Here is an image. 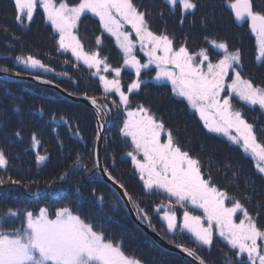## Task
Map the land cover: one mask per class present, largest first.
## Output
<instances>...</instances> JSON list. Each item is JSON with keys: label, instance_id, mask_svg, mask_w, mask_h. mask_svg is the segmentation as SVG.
<instances>
[{"label": "snow or ice", "instance_id": "snow-or-ice-1", "mask_svg": "<svg viewBox=\"0 0 264 264\" xmlns=\"http://www.w3.org/2000/svg\"><path fill=\"white\" fill-rule=\"evenodd\" d=\"M176 2L167 0L169 5ZM179 3L184 11L197 7L194 0H179ZM14 5L15 20L20 24L25 19L31 21L37 7H41L46 21L58 33V51H71L77 61L89 69H95L91 75L99 77L106 95L115 93L119 96V104L113 103L116 107L123 105L126 112V119L119 131L123 137L130 138L132 147L126 156L143 182L144 190L151 192L155 189L166 193L184 208L183 220L178 222L177 213L170 210L168 205L164 206L162 218L167 223L168 231L174 232L179 227L190 233L198 246L209 248L213 244L214 231L218 232L231 248L238 250L235 256L246 253L251 264H264V248L258 244V240H264V230L258 228L248 210L239 200H235L231 207L225 205V201L230 199L227 192L212 184L210 178H204L200 160L182 150L172 130L165 129L162 119L143 104H138L135 109L129 108V93L139 90L143 83L140 78L142 69L155 65L154 79L170 82L171 92L187 101L205 128L223 133L230 141L240 145L257 161L259 172L264 173V143L258 141L254 125L244 118L242 111L233 107V98H238L245 105L259 106L264 111V87L245 79L238 70V66H241L240 50L230 51L226 42L213 40L210 42L212 47L223 52L221 58L213 62L204 48L193 54L186 43L175 47L174 39L167 34H157L151 30L147 19L151 13L147 9L140 10L133 0H79V3L72 5L66 0H60L59 4L55 0H14ZM228 6L236 20L249 22L257 38L260 53L257 59L264 58V11L254 10L253 0H229ZM88 12L98 17L103 31L115 38L123 54L121 67H111L106 57H100L98 50L85 51L74 30L82 15ZM125 25H130L135 39L131 32L124 29ZM101 43V37L97 36L96 44ZM137 43L148 58L146 63H141L135 54ZM16 59L32 69L51 70L35 56ZM101 66L104 72L114 73V78L102 75ZM122 67L135 71L136 78L128 84L127 91L121 85ZM2 71L6 73L8 69L3 68ZM35 79L40 80L41 77L36 76ZM44 83L51 84L52 81ZM88 99L97 108L98 114L107 107L98 105L95 97ZM162 133H166V140L162 141ZM32 142L34 147L39 144L35 135ZM46 159L44 155H36L38 163ZM78 162L79 156L73 167L78 166ZM7 163L4 152L0 151V168ZM104 173L113 183L119 184L108 168H104ZM66 176L67 173H62L59 179L63 180ZM4 183L0 179V184ZM119 186L124 188L123 184ZM124 195L132 200L126 189ZM186 204L201 209L203 217L192 214L185 207ZM258 207H264V204H258ZM137 208L139 212H144L138 205ZM238 211L243 213V218L236 223L233 215ZM18 216L23 221L20 227L0 228V264H142L139 259L127 255L119 243L106 240L102 232L95 231L92 224L86 223L66 206L56 210L55 219H50L48 209L41 207L38 215L32 211L9 209L0 216V221L8 223L9 217ZM205 218L207 226L203 223ZM143 219H149L146 213ZM177 247L194 257L199 264H206L195 249L184 245ZM227 264H233V261L229 259Z\"/></svg>", "mask_w": 264, "mask_h": 264}, {"label": "trees", "instance_id": "trees-1", "mask_svg": "<svg viewBox=\"0 0 264 264\" xmlns=\"http://www.w3.org/2000/svg\"><path fill=\"white\" fill-rule=\"evenodd\" d=\"M2 1V8L3 6L6 7L8 2H10V0ZM256 1L264 5V0ZM194 2L197 4V7L191 11L192 14H187L186 24H189L188 21L191 20V25L200 27L196 24L202 22L204 25L201 27L204 29L201 27L199 29L204 31L205 26L214 30H220L221 22H224L230 24L229 28L231 27V29L229 30L232 31L231 35L234 37L238 28L233 25V20L230 19L229 15H223L228 11L225 7L226 0H194ZM161 9L159 13H156L158 10L155 11V17L160 20L165 19L167 16V12L163 8ZM165 9L168 8L165 7ZM34 15L39 16L37 13ZM172 18L174 17L169 15V19L171 20ZM26 21L25 19L24 23ZM15 22L17 21L15 20ZM38 22L40 27H33L32 25L34 22L31 20L27 22L23 30H17L22 33L15 34L13 38L0 42V56L1 53H3L5 57L0 59V68H7L8 71L11 72L32 73L44 76L58 82L63 88L72 93L87 94L95 97L102 106H107L104 109H106L108 113H112L116 117H118L117 114H122L121 107H116L113 100L109 97H103L102 92H98L91 86V82L88 80L90 78L85 76L80 81L77 80L74 82L72 77L65 79L43 68L32 69L18 62L16 58H13L15 56L24 58L29 55L35 56L37 59L41 60L42 63L47 65L48 68L52 65V62H56V66L62 65L64 62H69L68 58L64 57L61 51H58V39L53 33L52 28L42 24L40 16ZM187 28L189 31L192 27L188 26ZM16 41L20 42V44H15ZM247 54L248 56H252L251 53L247 52ZM241 59L244 65L248 64L246 52L242 51ZM252 66L256 68L257 65L252 63ZM248 73L252 75L255 74L254 71H249ZM78 78L80 79L81 75H78ZM87 80L88 82L86 85L85 83ZM255 83L257 82L255 81ZM13 84L17 87L18 92L27 97L28 105L23 106L20 103H12L14 117L18 119L21 111H23L22 117H26L23 122H20V119L14 124L13 122L10 124L7 121V116L3 115V111H1L0 108V149L4 152L8 161L5 167L0 168V179L5 181L8 177L14 178L16 181H19V183L15 185L18 189L22 190L21 184L24 189L25 187L35 189L37 195L40 196L38 198H32L31 196L35 204L40 202V204H45L51 207V209H55L58 206L68 203L67 206H71L72 210L76 213L82 214L86 212V215L93 217V220L101 221L102 230L106 234L114 236L115 240L121 242L124 250H131L139 257L143 264H187L177 253L164 250L152 242L150 237L143 233L126 214L122 202L110 188H108V190L113 198L111 197V201L103 199L106 203L101 205L95 200L90 203L88 197L84 195L85 191L76 194V189L74 187H79L85 175L91 179V188L98 189V187H108L103 184V180H101L95 169L94 149L96 129L93 124H87L88 113L78 109L76 111L79 113L80 119L78 117L74 118L69 115L66 108L60 107L59 109H55L49 105L56 102L60 105V102L67 103L60 96L54 95L50 89L35 84L20 82ZM35 108L37 109L36 112H34ZM41 108L44 111V116L39 117ZM24 109L27 110L24 112ZM30 112L34 114L31 115ZM53 114H55V116ZM63 115L68 119V123L63 120ZM93 118L94 116L92 119ZM195 130L199 132L198 128H195ZM17 132L20 133L19 136L16 135ZM33 135H35L37 141H39V144L35 147L32 142ZM111 139L112 136L109 137L108 135L104 138V166L109 169L120 184L124 185V188L130 195L137 199V201H133L132 204L138 216L144 222L149 224L169 242L195 249L197 254L204 258L206 264H227L229 259L233 261V264H238L237 256H235L237 251L228 249L223 243H220L217 240L215 231L213 233V244L210 248L207 246H198L189 235L180 231L179 227L174 232H169L167 225L162 221L158 212H139L137 205L141 208L142 203L138 201V195H144L146 197L147 193L153 194V192H146L143 189V182L138 184L136 178L130 177V174H132L134 170L128 167L129 160L122 163L112 161V155L109 154ZM3 142H6L7 148L10 150L9 154ZM223 147L227 150L230 148V146H227L225 143ZM37 154L44 155L47 159L38 163L36 161ZM77 156H79L78 166L73 167L74 163L77 162ZM225 157L228 161L226 164H223L224 167L222 165H218L217 167V174L221 178V181L216 183V185L224 188L227 186L226 181L232 180V174L236 173L237 175H241L240 169L239 171L236 170L238 168L233 161L234 157L228 158L227 155H225ZM117 169H126L128 173L125 174ZM62 173H67V176L65 179L60 180L59 176ZM246 174L247 177L244 176L246 179L252 180L254 177L250 173V170L249 172L247 171ZM225 176H227L229 180L225 178ZM1 185H5V183L0 184V186ZM132 185L139 191L136 192V190L132 188ZM251 186L252 184L250 181L247 182L245 188L249 189L247 190L248 193L252 192L250 190ZM158 192L159 191L154 193L152 198L148 200L146 198L144 202L153 205L149 200H155V197H158L160 194ZM241 195L243 196L244 194L241 193ZM2 197H4V193L0 191V198ZM8 203L10 204L1 205L0 210L9 205H17L13 197L10 198ZM168 206L172 211H175L178 216H181L180 208L176 205L175 199H173V204L168 202ZM145 213L149 218L148 220L143 219ZM136 247L141 250L136 249Z\"/></svg>", "mask_w": 264, "mask_h": 264}, {"label": "rangeland", "instance_id": "rangeland-1", "mask_svg": "<svg viewBox=\"0 0 264 264\" xmlns=\"http://www.w3.org/2000/svg\"><path fill=\"white\" fill-rule=\"evenodd\" d=\"M254 1H255V3H259L256 0H254ZM55 2L57 4H59L60 0H55ZM66 2L69 3L70 5H72V4L79 3V0H66ZM226 2L229 4V0H227ZM2 5H3V1L0 0V42L5 41V40H7L9 38H13L15 34L22 33V32L17 31V30H23V27L27 25V22H29V21H26L25 23L23 22V24H21V25H20V23L15 22L16 11H15L14 0H10V2H8V5L6 7L3 6V8H2ZM159 7H161V6H159ZM172 11H175V12L174 13H170L169 15L174 17V18L171 19V21H173V23L172 24H167V26H170V25L174 24V27L173 28L172 27L164 28L165 25H161V26H158V27L156 26V28L158 30L155 29V32L157 34H160L161 32H163V33L166 32L165 34H167L170 38L174 35L172 39H174V37L176 35L177 38H178V41H179L178 46H180V44H182V43H186V46L188 47L189 51L191 53H193V54L198 53L201 48H204V49H206L208 51L209 58L213 62H215V61H217L218 59L221 58V56L223 55V52H221V53H219L217 55L216 54L215 55H211L210 52L212 53L213 51L207 49V46H209L210 43L203 42L202 39H206V38L212 39V38H214L213 37L214 34H207L206 35L205 32H203L201 29H199L201 26L204 25L202 22H198L196 24L197 26H200V27H196L195 26V27H192L188 31L187 27L190 26V24H191L190 21L191 20L188 21L189 24H186L187 17L184 16V13L192 14L191 10L184 11L182 9L180 3H179V0H178L177 7L172 9ZM159 12H161L160 9H158V11L156 13H159ZM35 13H37L41 17L42 24H44L46 26H50L52 28L51 23L46 21L45 14H44L43 9L41 7H37V9L34 12V14ZM90 14L93 15L92 13H90ZM39 16H35V15L33 16V19H32L33 22H34L33 25H32L33 27H37V26L40 27L39 22H38ZM194 18H195V16H194ZM181 20H183V23H181ZM175 22H177V23H175ZM238 23L241 25V26H238L237 24H235V26H237V28H238V31L236 32V33H238V35L232 37V39H236V40H234V41L231 40L232 46L229 45V50L230 51H234L236 49H239L240 52H241V58H242V51L246 52V59L248 60V64L244 65L242 63V59H241V66H238V70L241 71V74H242V76L245 79H249L250 78V80L255 85H258L260 87H264V84H263L264 83V58H262L260 60L257 59V57L260 55V53H259V50H258L256 35L251 31L250 26H249V22L247 20H241V21H238ZM77 25H78V23H77ZM161 27H163V28H161ZM201 28H203V27H201ZM124 29L126 31L131 32L132 38H135V33L132 32L130 25H125ZM169 30H171L174 34L172 32H170ZM52 31H54L53 28H52ZM74 31H75L76 35L79 34L76 29ZM169 32H170V35H169ZM211 33H212V31H211ZM77 37H78V35H77ZM221 41L217 40V42H221ZM35 42H36V40H35ZM8 43H10V42H8ZM81 43L84 46V42L81 41ZM15 44L19 45L20 42L16 41ZM115 44H116V42H115ZM85 51H87V50H85ZM247 52L251 53L252 56L251 55L248 56ZM61 53L63 54L64 57L68 58L70 63L69 62L68 63L64 62V64L56 66V62H52V65L49 66V69H51V70H49L50 72H54L59 77L65 78V79H68V78L72 77L74 82L77 81V80L80 81L85 76L88 77V78H91L94 81V84L98 87V90L102 91L103 97L107 98L110 94L115 95V99L113 101H115L116 104H119V96L116 95L115 93H110V94L106 95L104 93L103 87H102V85L100 83L99 77L91 75V73L94 72L95 69H89L82 62L77 61L72 56L71 51H67V52L61 51ZM17 57H20V56H15L13 58H17ZM2 58H5L3 53H1V56H0V59H2ZM119 58H123V54H122V56H119ZM108 61H116V60H112L111 59V60H108ZM121 61H122V64H123V59H119V61H117V63H115L116 65H114L112 62H109L108 64L111 67L115 68V67H119ZM252 63H255L257 65L256 68H253ZM122 68L124 69L125 67H122ZM249 71H254L255 74L252 75L251 73H248ZM65 73L67 75H65ZM101 74L102 75H106L109 79H112L115 76V74L112 73V72H104L103 71V66H101ZM155 74H156L155 65H150L148 69H142L140 78H141V80H143L145 82L146 81L158 82V80L154 79ZM78 75H81L80 79L78 78ZM130 75H134L135 76V71L133 69H131V68L128 69V70L121 71V75H120L121 85H122V83H124V84H126V87H127L128 84H130L131 81L133 79H135V78H133ZM88 80L85 83L86 85H87ZM254 80L257 83H255ZM159 81H161V80H159ZM229 81H230V78H229ZM16 82H18V81H14V80H11V79H4V78L0 77V108H1V111H3V115L7 116V121L10 124H12V122L14 124L15 122H17L20 119H21L20 122H23L25 120V118H26L25 116L22 117L23 111H21L18 119H16L14 117L13 111H12V109H13L12 103H20L23 106H27L28 105L27 97L25 95L21 94L20 92H18L17 91V87L15 86V84H13V83H16ZM54 83L57 86L61 87L58 82H54ZM150 87H151V89L148 90V93L150 95V97L148 98V101L143 99L140 95H137L136 98L139 99L138 102L143 104V105L145 104L144 106L149 108L151 110V112L153 114H155V116L157 118H160V119L163 120L164 125H165V129H171L172 130L173 135L176 137V139H177L180 147L182 148V150L188 151L187 146H190L193 149H196V150L201 151V152L204 149H206L205 148L206 143L203 142V141H199L196 137L192 138L190 136L185 135V136H187L189 138L184 139L183 137L181 138L180 136L177 135L178 132L183 130L184 124H185L186 121H190V123H191V121H194L193 124L196 127L200 126L199 130L202 131V132L209 131L207 128L204 127L203 121L201 119L197 118V117H199V115L193 109H191L188 106L187 101L184 100L183 97H180V99L184 100V104H183L184 107L181 106V108H178V107H176L175 104H170L169 106L164 105V107H166V108L158 107V108L155 109L154 107H155L156 104H158L159 102L163 103L166 100V99H164L165 97H162V95L165 96V94L163 92V87L164 86H158L157 87V86H151L150 85ZM171 87L172 86H168V89H170ZM122 88H123V90L127 91V89H124L123 85H122ZM65 90L66 89L64 88V91ZM66 91L70 92L69 90H66ZM59 94L60 93L58 91H56L55 95L59 96ZM97 94H99V93H97ZM61 98L64 101H66L67 103L60 102L61 105L59 103H57V102L56 103H52V104L48 103V104L52 108H55V109H59L60 107L66 108L67 111L69 112V115H71L74 118L78 117L79 119H80V115H79V113L76 110L80 109L81 111H85L86 113H88L87 124L90 123V124H93L94 126H97L96 125V119H94V118L92 119L93 110L89 106L86 107L85 105H83L84 103H81V102L80 103H75L73 101L67 100L63 96ZM129 101H130V93H129ZM238 104H240L242 106L243 102L239 101L238 98H236V99L233 98V107L235 109H238V107H237ZM173 105H175V107H171ZM23 106H22V110H23ZM136 107H137V103H134V104L130 105V109H135ZM36 108L34 109V112L37 111ZM26 110L27 109H24V112ZM104 113L105 112L102 110L101 115H100V120H99L98 127L101 128L103 126L102 124L104 122L105 123L104 124V131H103L104 138H106L107 135L109 137L112 136L111 145H110V148H109V154L112 155V161L122 163L124 161H128L129 160L128 167L130 169L134 170L133 166L131 164L130 158H128L126 156V153L128 151H130L131 147H132L130 138L123 137L120 134V131H119V129L122 127L123 121H124V119H126V117H124L123 114H120V115L117 114V116L119 117L118 118L115 115H113L112 113H107L106 115ZM30 114L32 115L34 113L30 112ZM53 115L55 116V114H53ZM42 116H44V111L41 108V114L39 115V117H42ZM34 119H36V118H34ZM245 119L249 123H251V121L248 118H245ZM63 120H65V122L68 123V119H66L64 115H63ZM8 126H10V125H8ZM177 129H179V131H177ZM214 133H216V135L222 137V140H224V142H223L221 139L217 138L216 139L217 146L224 145V143H225L227 146L228 145L230 146L231 149L229 148L228 151H230L231 155L237 156L238 158H239L238 155H241L242 157L245 158V162H242L240 159L237 162H239L240 164L246 166L250 170L251 174L253 176H255V177L252 178V180H249L250 183L252 184V186L250 187L251 188L250 190L252 191L251 193H248L245 190L247 182L244 179L241 181L240 178H239V175H237L236 173H235V175L231 173L232 177H233L232 180H229L228 177L225 176V178H227L229 180V181H226V185H227L226 188L216 185V182L213 183V181L215 179H211L206 174L207 164L208 163H206L204 167L202 166V164H204L202 159L206 158V160L209 161L208 160V158H209L208 155L206 154L203 157V156H201L199 154L191 153L190 151H188V152L190 153L191 156H193L194 158H197V159L200 160L201 169H202V172L204 174V178L205 179H209L210 178L212 184L217 186L219 189L227 192V194H228L230 199L225 201V205L228 206V207H231L232 203L235 200H239L241 202V204L244 206V208H246L248 210L249 214L255 219L258 228H260L261 230H264V207H258V204H264V200H262L260 198H256V197L254 198L253 197V195L261 197V194L264 193V187H259L258 186L259 183L264 181V173L259 172V170L256 167L257 161L251 156L250 153H246L242 149V147L240 145L235 144L232 141H230L228 139V137L225 136L223 133H217V132H214ZM233 134H235L234 131H233ZM255 134L258 137L259 134H257L256 132H255ZM166 139H167L166 133H162V141L166 140ZM258 141L262 143V139H258ZM3 144H5L4 147L6 146L7 153L9 154L10 150L7 148L6 142H3ZM0 151H1V149H0ZM221 151H223V147H221L220 152L217 151V154L223 156V152H221ZM103 152H104V150H103ZM94 153H95V149H94ZM117 170H121L125 174L128 173L126 171V169H117ZM98 175H99V173H98ZM130 177L136 178V182H138V184L142 183V181L139 179V175L136 173L135 170L132 171V174H130ZM11 181H16V180L14 178H9L8 177L7 179H5V185H1L0 186V191L4 193V197L0 198V206L1 205L2 206L6 205V204H10V203H8V201L12 197L16 200L17 205H9L8 207H5L4 209H1L0 210V216H2L4 213L8 212L9 209H12L13 211H18V212H21V211H32L34 214L38 215L39 214V209L41 207H44V208L48 209L49 218L50 219H55V212H56V210L58 208L65 207V206L68 207L67 206L68 203H66V205L58 206L55 209L54 208L51 209V207L46 206L45 204H40V202L35 204L34 200L31 199V196H32V198L40 197V196L37 195V192H36L35 189H31L29 187H25V189H24L22 187V184H21V188H22V190H21V189H18L15 186L16 183H12ZM90 182H91V179L85 175L84 178H82L81 183L79 182L80 183L79 187H76V186L74 187L76 189V194H80L81 191H85L84 195H86V197H88V200L90 201V203L95 200L96 202H98L101 205L103 203L104 204L106 203V202L103 201V199H105L106 201H107V199H108V201H111L112 195L110 194V191L108 190V188H110V190L113 191L117 195L119 200L121 201V198L119 197L117 192H115L114 189L109 184H107L106 182L103 181V184L107 185L108 187H105V186L104 187H98V189L91 188L92 185L90 184ZM263 185H264V183H263ZM132 188L135 189L134 185H132ZM77 189H79V191H77ZM123 189L125 190V188H123ZM143 189H144V187H143ZM93 190H95V191H93ZM98 190H102V191H98ZM138 191L139 190H136V192H138ZM31 192H34V193H31ZM151 192H153V194H154V193H157V190L153 189ZM158 193H160V194L158 195V197H155L156 198L155 200H149L150 202L153 203V205H151L150 203L146 204V202H144V201H146V198H147V200L152 198L153 194H150V193H147L146 197L144 195H138V198H139L138 201L142 203L141 209H143L144 212L145 211H146V213L158 212V215L161 217L162 221H164L163 218H162L163 217V212L165 210L164 206L168 205V202L173 204V199L174 198L172 199V198L168 197V195L163 193V192H158ZM241 193L244 194V195L242 196ZM129 195H130V193H129ZM249 197H250V199H249ZM133 201L136 202L137 199L132 197V200L130 201L132 206H133V204H132ZM147 205H148V207H147ZM176 205L179 206L180 211H181L180 212L181 216L177 215L178 222H182L184 208H181L180 205H178V204H176ZM185 207L190 212H192V214H194V215H200L202 217L204 215L203 211L201 209L193 208L191 204H186ZM68 208L72 210L71 206H69ZM133 208H134V206H133ZM72 212L74 214H76V215H79L81 217V219H83L86 223L92 224L94 226V230L95 231L102 232L104 234V238L106 240H110L113 243H119L121 245V247H122L123 244L121 242H119L118 240H115L114 236L108 235L102 230L101 221L93 220V217H91L90 215H86V212L82 213V214L81 213H76L73 210H72ZM242 218H243V213L240 212V211H238L237 213H235L233 215V220L236 223H239L240 219H242ZM22 222L23 221H22V219L19 216L18 217H9L8 218V223H3L2 221H0V228H3V229H10V228H13V227L18 228V227L21 226ZM164 223L167 225V223L165 221H164ZM203 223L205 224V226H207L206 218L204 219ZM179 230L191 237L190 233H188V232H186V231H184V230H182L180 228H179ZM142 232L145 233L144 230H142ZM216 236H217V240L220 243H223L226 248L238 251L237 249L231 248V246L228 245L227 242L222 237L219 236L218 232H216ZM258 244L262 248H264V240H258ZM136 249L141 250V249H139L137 247H136ZM122 250L127 255L139 259V257H137V255H135L131 250H124L123 248H122ZM173 253H176V252H173ZM184 261L187 264H195L190 259H187V260H184ZM237 261H238V264H240L241 261L243 262V264H248V263L251 264V261H249L247 259V254L246 253L242 254L239 257H237Z\"/></svg>", "mask_w": 264, "mask_h": 264}, {"label": "flooded vegetation", "instance_id": "flooded-vegetation-1", "mask_svg": "<svg viewBox=\"0 0 264 264\" xmlns=\"http://www.w3.org/2000/svg\"><path fill=\"white\" fill-rule=\"evenodd\" d=\"M238 35V34H236ZM204 40V39H202ZM209 50V48H207ZM135 54L137 55V58L141 61V63H146L147 62V57L144 55V53L140 50V47H139V44H137L136 46V49H135ZM123 59V58H122ZM122 66V61H121V65L120 67ZM123 70H128L126 69V67L123 69L121 68V71ZM132 76L133 78H136V76L134 75H130ZM143 81V80H142ZM145 84V85H143ZM149 84V85H148ZM123 87L125 89H127L126 87V84H122ZM142 93H141V97L145 100L148 101V98L150 97L149 93H148V90L151 89L150 85L151 86H164L163 87V92L165 94V96L162 95V97H165L164 99H166L163 103H158L155 105V109L158 108V107H162V108H166L164 107V105H167L169 106L170 104H175L176 107L178 108H181L184 107V100L180 99V97L176 96L175 94H173L171 92V88L168 89V86H171L170 85V82L166 81V80H161V81H158V82H153V81H143L142 83ZM133 94V93H132ZM226 94V93H224ZM175 105L171 106V107H175ZM239 110H241V108L239 107L238 108ZM182 110V109H181ZM178 111V110H177ZM242 113L244 114V117L245 118H248L252 124H254V129H255V132L257 134H259L260 136H262V139H263V143H264V111H262L259 106H248L245 107L243 106V109L241 110ZM194 115V114H193ZM200 119V117H197ZM194 121H186L185 124H184V128L182 131L178 132V136H180L181 138L183 137L184 139L186 138H189L187 136H190L192 138L196 137L199 141H203L206 143L205 145V148L202 152L201 151H198L196 149H193L192 147L190 146H187V149L188 151H190L191 153H196V154H199L201 156L204 157V155H208V160H206V158L202 159L203 163L202 166L204 167L206 163L207 164V171L206 173L212 177L213 179L217 180V181H221L219 175L217 174V167L218 165H222L223 164H226L227 163V158L225 157V155H227L228 158H232L234 157V163L236 165V167L238 169H236L237 171H239L240 169V172H241V175H239V178L240 180L242 181L243 179L246 181V182H249L250 179H246L245 177H247L246 175V172L248 171L249 172V169L240 164L239 162H237L239 159L242 161V162H245V158L242 157L241 155H238L239 158L237 156H233L230 154V151H228L225 147H223V145L221 146H217V143H216V139H221L222 140V137H218L216 135V133L214 132H211V131H205V132H202L199 130V132H197L195 130V128H198L199 127H196L194 124H193ZM193 127H194V130H193ZM187 135V136H185ZM224 142V140H222ZM221 147H223V156L217 154V151L220 152V149ZM247 163V162H246ZM248 165V164H247ZM224 167V166H223ZM251 173V172H250ZM245 174V175H244ZM245 176V177H244ZM255 177V176H254ZM224 180V179H223ZM259 187H264V185H259ZM246 191L249 190V189H245ZM253 195V194H252ZM253 197L255 198H260L262 200H264V193L261 194V197H258V196H254Z\"/></svg>", "mask_w": 264, "mask_h": 264}, {"label": "water", "instance_id": "water-1", "mask_svg": "<svg viewBox=\"0 0 264 264\" xmlns=\"http://www.w3.org/2000/svg\"><path fill=\"white\" fill-rule=\"evenodd\" d=\"M0 77L4 79H20L25 82L29 83H38V84H43L46 86H49L53 88L54 90L58 91L64 98L70 101H75V102H81L84 103L85 105L89 106L96 117V125H97V137H96V148H95V162H96V170L100 174L101 178L109 184L115 192L119 195L121 200L123 201L124 209L126 213L129 215V217L142 229L144 232L150 236V238L158 244L160 247L168 250V251H173L179 254L183 259L187 260L190 259L192 260L195 264H199V262L194 258L188 256L186 253H184L179 247H177L176 244H172L168 241H166L164 238H162L154 229H152L149 225L144 223L137 215L132 207L128 196L124 195L125 190L119 186V184L113 183L112 180H109L107 175L104 173V165H103V131H104V122L103 126L100 129L98 127V122L100 120V113H97V108L92 105L90 99L86 96H80V95H74L71 93H68L67 91H64L61 87L57 86L54 83H44V81H48L46 79L41 78L40 80L35 79L36 76L33 75H22V74H11V73H5L4 71L0 70Z\"/></svg>", "mask_w": 264, "mask_h": 264}, {"label": "bare ground", "instance_id": "bare-ground-1", "mask_svg": "<svg viewBox=\"0 0 264 264\" xmlns=\"http://www.w3.org/2000/svg\"><path fill=\"white\" fill-rule=\"evenodd\" d=\"M162 10V9H161ZM168 251V250H167ZM170 252H173V251H170ZM181 257V256H180ZM182 258V257H181ZM183 259V258H182ZM185 260V259H184Z\"/></svg>", "mask_w": 264, "mask_h": 264}]
</instances>
